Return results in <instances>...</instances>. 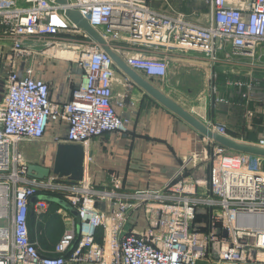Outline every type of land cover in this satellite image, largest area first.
Returning <instances> with one entry per match:
<instances>
[{
    "label": "built area",
    "instance_id": "2783aa9c",
    "mask_svg": "<svg viewBox=\"0 0 264 264\" xmlns=\"http://www.w3.org/2000/svg\"><path fill=\"white\" fill-rule=\"evenodd\" d=\"M159 1L164 9L152 0H0V37L11 43L0 52V264H264L263 156L205 137L204 158L194 162L202 154L191 153L157 189L122 192L116 180L99 188L88 177L93 140L129 132L130 118L119 109H127L135 82L68 9L86 18L130 68L150 77L166 79L180 54L197 52L213 67L228 48L235 56H254L264 43V0H202L209 8L204 22L197 20L200 10ZM46 58L81 69L70 101L53 102L50 83L34 75ZM254 81L228 85L248 88L242 96L249 100ZM188 110L228 135L227 125L207 111ZM56 142L85 149L82 177L29 175L22 145ZM253 145L264 148V134ZM42 193L60 194L78 218V226L46 251L29 226L32 199ZM48 207L41 199L34 209L40 214Z\"/></svg>",
    "mask_w": 264,
    "mask_h": 264
},
{
    "label": "crops",
    "instance_id": "0c3cea01",
    "mask_svg": "<svg viewBox=\"0 0 264 264\" xmlns=\"http://www.w3.org/2000/svg\"><path fill=\"white\" fill-rule=\"evenodd\" d=\"M171 2L183 11H202V18L197 20L206 21L209 8L202 3V0H171ZM152 3L159 9L165 8V4L159 0H152ZM10 44L8 39L0 37V52ZM255 52L254 56H235L228 48L220 52V60L215 62L213 67L203 62L204 55L189 52L180 54L182 56L171 62L170 74L166 79L138 73L153 87L173 98L187 110L190 108L186 104L193 100L191 103L196 105L201 114L207 111L211 119L227 125L226 136L253 144L264 134V43L259 44ZM37 68L38 71L34 75L50 83L52 101H70L72 89L81 83V69L71 61L54 58L43 59L42 64ZM186 73L188 75L184 79ZM212 75L218 92L207 89L201 96L204 98H201L199 94L204 85H208ZM251 78H257V81L253 83V90L249 91L250 97L249 100L247 99L249 105L245 109L246 100L242 96L244 89L228 83L238 79L249 81ZM187 79L196 80V86L202 89L194 93L196 97L183 101L184 104L177 93L176 85H180L181 82L186 85ZM132 89L128 97L127 109H119V112L122 111L130 118L129 132L122 134L107 132L104 136L94 139L90 145L93 158L86 168L87 174L99 188L113 187V181L116 180L122 192H132L140 188L157 189L173 178L185 157L197 152L202 155L194 162H200L205 156V136L161 104L140 85L135 83ZM198 95L199 99H197ZM218 96L226 97L229 103L217 102L215 98ZM248 111L253 112L252 117L248 115ZM196 117L200 118L198 115ZM55 131L54 125L48 132L50 138L54 136ZM60 145L57 142L47 143L42 149L38 148V152H34L30 145L23 144L22 151L30 163L48 167L50 174L58 172H65L68 175L78 174L86 163L85 149L80 146L76 152L68 153ZM79 155H82V160L78 158ZM59 168L61 170H58ZM59 195L56 196L58 200H62L69 207L58 200L46 199L44 193L32 199L29 218L31 235L45 251L52 249L62 234L73 227V224L78 223L77 211ZM41 199L46 200L49 211L38 214L34 206ZM59 208H63L69 215L68 219L63 217V213H59ZM44 241H50L51 244L47 246Z\"/></svg>",
    "mask_w": 264,
    "mask_h": 264
},
{
    "label": "water",
    "instance_id": "95a60500",
    "mask_svg": "<svg viewBox=\"0 0 264 264\" xmlns=\"http://www.w3.org/2000/svg\"><path fill=\"white\" fill-rule=\"evenodd\" d=\"M59 4H67V0H55ZM67 16L80 28L83 30L88 31L95 40H97L99 43H101L104 47V49L112 56L118 65L120 69H122L124 72H126L133 81L140 85L143 89L148 91L153 97H155L161 104L165 105L167 108L175 112L178 116H180L184 121L189 122L195 129H197L203 136L209 137L211 139H214L216 142H218L221 145H225L229 149H232L237 152H245L252 155H260L264 157V148L253 145L250 143H246L243 141H237L232 137L226 136V135H220L217 132H214L211 130L206 124H204L202 121H200L194 114H192L189 110H187L183 105L179 104L177 101H175L173 98H170L165 93H163L161 90H159L156 87H153L150 83H148L146 80L143 79V77L138 73L135 72L132 68H130L126 62L119 56H117L108 46L106 43V40L103 39L99 35V33L90 25V23L87 22L86 18L82 17L79 12L73 9L67 10ZM61 148H64L66 152L72 153V151L79 150L80 146L72 144V145H65L61 144ZM82 148V147H81ZM83 149V148H82ZM82 155H79L78 158L80 160L83 159L81 157ZM65 164V161L63 162V165ZM79 169V167H78ZM58 170H61L60 168ZM59 173V172H58ZM83 169L78 174H75L74 176L82 177L83 176ZM50 169L48 167H45L41 164L36 163H30L29 164V175L37 178H44L46 176H49ZM60 175H68L65 172H60ZM46 199L56 201L58 198L53 197H46ZM60 201L63 205L68 206L65 202L62 200ZM69 207V206H68Z\"/></svg>",
    "mask_w": 264,
    "mask_h": 264
},
{
    "label": "rangeland",
    "instance_id": "374dc122",
    "mask_svg": "<svg viewBox=\"0 0 264 264\" xmlns=\"http://www.w3.org/2000/svg\"><path fill=\"white\" fill-rule=\"evenodd\" d=\"M17 1H22V0H17ZM187 75H188V73H186V74H184V76H183V78L184 79H186V77H187ZM181 77V76H180ZM188 78H189V76H188ZM188 80V82H186ZM185 82H186V85H184L183 84V82H181V84L179 85H176V88L178 89L177 90V93H178V95L179 96H181V99H182V102L183 101H189V100H191V98H193V97H196L195 96V94L194 93H196L197 91H200L202 88L201 87H197L196 86V80L195 81H193V80H190V79H187ZM190 80V81H189ZM214 80H215V78H214V76L212 77V79L210 80L209 79V83H208V85H204V88L201 90V93L199 94L200 95V97L204 94V92L207 90V89H209V91H211L213 88H214V86L216 87V85H215V83H214ZM245 81H246V79H245ZM250 81V80H249ZM3 84H4V82L0 79V87H3ZM246 88V87H245ZM243 88L244 89V92H247V90H248V88ZM199 95L197 96V99H199L200 97H199ZM201 98H204V97H201ZM196 100V99H195ZM246 101H245V109H246V107H248V105H249V102H247V99H245ZM193 101V100H192ZM192 101H189L186 105H188L189 106V108H191V107H193V106H196V105H194L193 103H191ZM184 103V102H183ZM185 104V103H184ZM44 146H46V144L44 143V144H42V143H38V144H35V145H30V148H32V150H34V152H38V148H41L42 149V147H44ZM46 197H53V198H55L54 196H52V195H45ZM48 234V233H47ZM49 238H50V234H49ZM44 242H46L48 245L47 246H49L50 244H51V242L49 243L48 241H44ZM199 264H216V263H212V262H208V261H206V260H203V261H201Z\"/></svg>",
    "mask_w": 264,
    "mask_h": 264
},
{
    "label": "bare ground",
    "instance_id": "6f19581e",
    "mask_svg": "<svg viewBox=\"0 0 264 264\" xmlns=\"http://www.w3.org/2000/svg\"><path fill=\"white\" fill-rule=\"evenodd\" d=\"M64 56H68V57H70L71 56V54H67V53H65V54H63Z\"/></svg>",
    "mask_w": 264,
    "mask_h": 264
}]
</instances>
